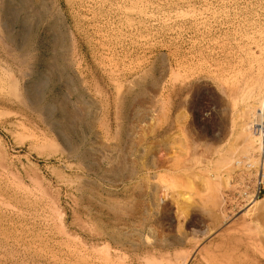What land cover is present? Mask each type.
I'll return each instance as SVG.
<instances>
[{"label":"rangeland","instance_id":"rangeland-1","mask_svg":"<svg viewBox=\"0 0 264 264\" xmlns=\"http://www.w3.org/2000/svg\"><path fill=\"white\" fill-rule=\"evenodd\" d=\"M263 101L264 0H0V264H264Z\"/></svg>","mask_w":264,"mask_h":264},{"label":"bare ground","instance_id":"bare-ground-1","mask_svg":"<svg viewBox=\"0 0 264 264\" xmlns=\"http://www.w3.org/2000/svg\"><path fill=\"white\" fill-rule=\"evenodd\" d=\"M261 108L262 109H261V113H260V116H259V120L260 121H259V125H258L257 131L260 132L259 139H260V141L263 140V144H262V159H258L257 160V163H260V165H259L260 173H259V178H258V192L260 191L261 185L264 184V105ZM255 131H256V129H255ZM257 201L258 200H256L255 202H257Z\"/></svg>","mask_w":264,"mask_h":264}]
</instances>
